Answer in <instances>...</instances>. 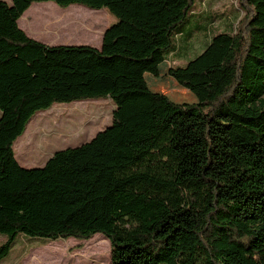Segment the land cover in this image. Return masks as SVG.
Returning a JSON list of instances; mask_svg holds the SVG:
<instances>
[{"label":"trees","instance_id":"obj_1","mask_svg":"<svg viewBox=\"0 0 264 264\" xmlns=\"http://www.w3.org/2000/svg\"><path fill=\"white\" fill-rule=\"evenodd\" d=\"M196 1L0 0V260L18 237L42 247L100 234L110 264H264V0H238L229 31L177 66L200 29L186 28ZM45 2L116 22L99 48L49 46L17 24ZM164 62L196 102L123 86ZM101 99L114 106L109 126L20 166L14 146L35 115Z\"/></svg>","mask_w":264,"mask_h":264},{"label":"rangeland","instance_id":"obj_2","mask_svg":"<svg viewBox=\"0 0 264 264\" xmlns=\"http://www.w3.org/2000/svg\"><path fill=\"white\" fill-rule=\"evenodd\" d=\"M237 3L238 0H205L199 7L197 0L195 4L200 16L191 18L186 28L198 25L200 29L189 42L179 45L182 57H173L172 61L178 59L175 62L177 66L185 65L203 51L212 36L229 31L239 14ZM32 6L35 9L42 6L46 10L36 15V28L47 22L56 24L62 31L60 37L67 40L65 45L99 48L103 32L116 22L106 9L92 10L78 5L60 8L53 2L34 3ZM54 14L61 15L53 17ZM159 66L154 75L146 74L145 79L120 78L125 81L123 86L164 94L176 104L196 102L193 94L182 95L181 91L185 89L167 75L168 62ZM169 80L176 84L175 88L168 84ZM158 83L160 87L156 88ZM113 109L109 99H101L63 104L38 113L15 143L16 160L24 168L43 167L56 151L84 144L109 126ZM23 160H26L25 164L21 163ZM6 241L7 238L0 235V246ZM38 244L37 240L18 237L0 264H110V245L100 234L89 241H54L42 247Z\"/></svg>","mask_w":264,"mask_h":264},{"label":"crops","instance_id":"obj_3","mask_svg":"<svg viewBox=\"0 0 264 264\" xmlns=\"http://www.w3.org/2000/svg\"><path fill=\"white\" fill-rule=\"evenodd\" d=\"M46 10L44 7L39 6L36 9L31 5L20 17L17 24L18 27L31 39L41 42L49 46L65 45L66 39H62L59 33H62L61 29L56 24L49 25L48 22L44 23L42 27L36 28L35 18L36 15L44 13ZM61 15V14H60ZM54 14L53 17L60 16ZM145 79V77L143 78ZM146 86V85H145ZM47 162V161H46ZM19 163V162H18ZM26 163V160L21 162ZM20 164V163H19ZM21 166V165H20Z\"/></svg>","mask_w":264,"mask_h":264}]
</instances>
